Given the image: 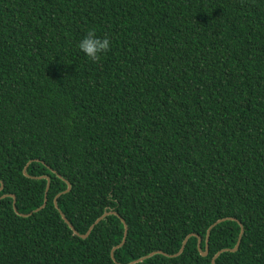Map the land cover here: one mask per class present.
Listing matches in <instances>:
<instances>
[{"label": "trees", "instance_id": "1", "mask_svg": "<svg viewBox=\"0 0 264 264\" xmlns=\"http://www.w3.org/2000/svg\"><path fill=\"white\" fill-rule=\"evenodd\" d=\"M0 182V264H264V0H0Z\"/></svg>", "mask_w": 264, "mask_h": 264}, {"label": "water", "instance_id": "2", "mask_svg": "<svg viewBox=\"0 0 264 264\" xmlns=\"http://www.w3.org/2000/svg\"><path fill=\"white\" fill-rule=\"evenodd\" d=\"M29 164H30V162L27 164V166H26V167L24 168V170H23V175H24L25 177H27V178H31V177L27 174V172H26V169H27V167L29 166ZM58 178L62 179V177L59 176V175H58ZM35 179H39V180H41V179H45V180H47V185H46V190H45L44 202H43V205H42L40 208H38L37 210L34 211L35 213H37V212L43 210V209L46 207V203H47V192H48V190H49V186H50V179H49V177H46V176H44V177H39V178H35ZM65 182H66V181H65ZM66 184H67V190L64 191V192H62V194H66V193H68V192L70 191V189H71L70 184H69L68 182H66ZM0 185H1V187H0V192H1L2 189H3V185L1 184V182H0ZM62 194H59V195L54 199V206H55V208H56L57 210H59V208H58V204H57V200H58V198H59ZM8 197H10V198L13 199V209H14L15 213H17L15 196H13V195H11V196H10V195H4V196H2L0 199H4V198H8ZM59 213H60L61 218L63 219V221L67 224V226L73 231V233H74L76 236H78V237L81 238V239H86V238L89 236V234L91 233V231L94 229V227H95L97 224H99V222H101L102 220H104L106 217H108V216H112V215H113V216H117L118 218H120L119 215H118L116 212H112V211L106 212V211H105V212L103 213V215L100 216V217H99V218H98V219H97V220H96V221H95V222L89 227V229H88V231L86 232L85 235H80L79 233H77V232L75 231V229L73 228L72 224H70V223L68 222V220L65 218V216H64L60 211H59ZM31 215H32V213L27 214V215H20V216L26 218V217H29V216H31ZM120 220H121V222H122V224H123V226H124V232H123V238H122V240H121V243H120L119 245L115 246L114 248H112V250H111L110 255H111V259H112L114 262H116V261H115V258H114V254H115L116 250H118V249H120V248H122V247L124 246V244H125V242H126L127 233H128V227H127V225L125 224L124 220L121 219V218H120ZM225 221H236V220H235V219H232V218H226V219L219 220V221H217L215 224H213L212 226H210L209 229L207 230V234H206V239H205V250H202V249H201L202 239H201L200 237H198L197 235H195V234H191V235L187 236V237L184 239V241H183V243H182V246H181L179 252H178L177 254H175V255H168V254H165V253H163V252H161V251H158V252H153V253H151V254H148L147 256L142 257V258H140V259H137V260H135V261H132V262H130L129 264H139V263H142V262H144V261H146V260H148V259H150V258H152V257H154V256H156V255H162V256H165V257H168V258H175V257H178L180 254H182V252H183V250H184V248H185V245L187 244L188 240H189L190 238H192V237H196V238H197V249H198L199 254H200L202 257H207V256H208V241H209L210 232H211V230H212L216 225H218V224H220V223H222V222H225ZM238 224L240 225V234H239V236H238V241H237V243L235 244L234 248H233V249H224V250H221L220 252H218V253L212 258V260H211V264H216V260L219 258V256H220L221 254H223V253H225V252L235 253V252L238 250L239 245H240V241H241L242 236H243V233H244V230H243L242 225H241L240 223H238Z\"/></svg>", "mask_w": 264, "mask_h": 264}, {"label": "clouds", "instance_id": "3", "mask_svg": "<svg viewBox=\"0 0 264 264\" xmlns=\"http://www.w3.org/2000/svg\"><path fill=\"white\" fill-rule=\"evenodd\" d=\"M78 48L90 61L97 62L108 52L110 40L99 37L94 30H89L80 39Z\"/></svg>", "mask_w": 264, "mask_h": 264}]
</instances>
